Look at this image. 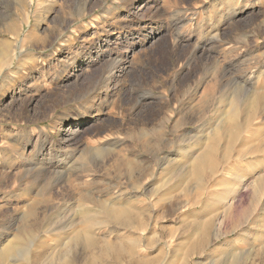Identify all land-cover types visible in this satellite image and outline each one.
I'll return each instance as SVG.
<instances>
[{
	"label": "rangeland",
	"instance_id": "obj_1",
	"mask_svg": "<svg viewBox=\"0 0 264 264\" xmlns=\"http://www.w3.org/2000/svg\"><path fill=\"white\" fill-rule=\"evenodd\" d=\"M261 70L264 0H0V264H264Z\"/></svg>",
	"mask_w": 264,
	"mask_h": 264
},
{
	"label": "bare ground",
	"instance_id": "obj_2",
	"mask_svg": "<svg viewBox=\"0 0 264 264\" xmlns=\"http://www.w3.org/2000/svg\"><path fill=\"white\" fill-rule=\"evenodd\" d=\"M261 67H263V65L261 66ZM232 68V67H231ZM250 73V72H249ZM262 73H264V71L263 70H261L260 71V73H259V75H261ZM257 74L258 73H254V72H251V75H246V78H245V84L244 85H247V84H249V82L251 81V80H253L252 79V76L253 75H255V76H257ZM243 77V76H242ZM258 77V76H257ZM233 81V80H232ZM233 84H234V82H233ZM235 86H236V88H238V89H241V90H244V89H246L245 87L246 86H244L243 84H241V82L239 81V82H236V84H234ZM249 86H251V85H249ZM245 91V90H244ZM250 92H245V94H243L241 97H236V96H232V100L231 101H229L230 103H232V104H239V112L241 113V114H243V113H246L247 111H249L250 112V110L251 109H256V107H258V105L262 102V99H263V97H262V95H261V93H258V92H253L252 90H249ZM145 93H150L149 91H146ZM235 93V92H234ZM232 94V93H231ZM145 94H142V95H140V96H144ZM231 96L229 95V97L228 98H230ZM243 115H245V114H243ZM246 116V115H245ZM81 123L82 122H84V120H82V121H80ZM144 146L145 147H147L148 146V144L146 145V144H144ZM23 148V147H22ZM68 155H69V157H73V153H68ZM66 160V159H65ZM64 159L62 160L63 161V164L62 165H66V162H68V163H70V160H66L65 161ZM197 162L195 163V165H194V167H197V166H199L200 165V163H204L205 162V160L204 159H202V157H200V159L198 160V158H197V160H196ZM172 162H174V161H172ZM168 163H171V160H169L168 161ZM120 165H122V166H127V168H128V172L130 173V175H131V178H132V176H133V173L135 172V170H137V169H140L141 168V165L139 164V163H137L134 159H126V160H124V161H121L120 162ZM201 166V165H200ZM49 167V166H48ZM35 178V177H34ZM36 179V178H35ZM33 181H34V179H33ZM143 182V178L141 177V178H139L138 180H137V183L139 184V185H141V183ZM76 189V188H75ZM80 192H82V191H80ZM80 196H82L81 198H83V199H89V200H95L94 199V196L91 194V193H82V194H80ZM52 198V197H51ZM45 200H47V198L45 199ZM96 201H98V202H102L101 200H99V199H97ZM35 202V201H34ZM52 202V201H51ZM117 202L118 201H116V202H112V201H110L109 202V204L107 205V204H104V202H103V205L104 206H102L101 207V210H99V209H95V208H87V209H82L81 210V212L82 213H84L85 215L86 214H88L89 215V219H87V222H89V223H92V224H107L106 226H108V224H112V226L111 227H113L114 229H116V228H118L119 226H123V225H125V222H129V223H131V224H133V223H135V221H134V219H133V217L136 215V216H138V214L137 213H134L133 212V209H131V208H129V207H125V206H122V205H120L119 204V202H118V204H117ZM39 203V202H38ZM37 203V204H38ZM41 203H43V201H41ZM40 203V204H41ZM46 203H48V201L46 202ZM66 202L64 203V204H62L61 205V207H58V208H62L63 206H66ZM34 205V204H33ZM50 205V204H49ZM38 207V206H37ZM37 207H36V209H37ZM46 210H48V211H50L52 214L54 213V208H51V209H47L46 208ZM55 211H57V210H55ZM30 212H35V206H31L30 208H29V213ZM84 215V216H85ZM30 216V215H29ZM74 220H75V218L73 217L70 221H69V223H67V224H65L64 225V228H67L66 226H68L69 224H71V223H73L74 222ZM77 220V219H76ZM142 222V221H141ZM128 224V223H127ZM139 225L140 226H142L143 224L142 223H139ZM43 227H44V225H42ZM42 226H39L38 228H37V230L40 228L41 229V227ZM42 227V228H43ZM58 226H56L55 228H57ZM63 228V229H64ZM111 230V232H113L114 231V229H112V228H110ZM84 231L86 232V229L84 228ZM22 232H23V234H24V236L22 235V236H20V239H21V242L20 241H17V240H13V241H11V242H9L7 245H5L3 248H2V250L0 251V263H2L3 261H4V259H5V257L7 256V254L8 253H10V252H17V251H19V250H23V249H25V247H26V243H24V238L25 237H30L31 235H32V233L33 232H35L34 231V229H31V230H29V228H24V230H22ZM76 236H78V237H82V236H80V231L78 230L77 232H76ZM83 236H86L85 237V242L87 243V245L89 246V247H91V248H98L99 249V251L101 250V251H110V252H117L118 250V248L119 247H126V246H124V245H121L119 242H115V243H110V244H104V245H99L98 244V239L93 235V234H90L89 232H86V234H84ZM36 245H37V247L38 248H41L42 246L40 245V244H37V243H35ZM44 247V246H43ZM42 247V248H43ZM132 247H134V245H130V247L129 248H132ZM70 248H76L74 245L73 246H70ZM126 248H128V247H126ZM67 250V249H66ZM31 251V250H30ZM47 252H49L48 250H47ZM31 254V253H30ZM29 258H30V256H29ZM34 258V257H33ZM74 258V257H73ZM64 264H71V262L69 261V260H65V262H64Z\"/></svg>",
	"mask_w": 264,
	"mask_h": 264
}]
</instances>
